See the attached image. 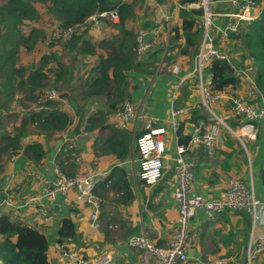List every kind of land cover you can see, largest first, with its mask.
<instances>
[{
	"label": "crops",
	"instance_id": "0c3cea01",
	"mask_svg": "<svg viewBox=\"0 0 264 264\" xmlns=\"http://www.w3.org/2000/svg\"><path fill=\"white\" fill-rule=\"evenodd\" d=\"M135 1V18L127 20L125 28L133 32L143 30L147 40L152 38V32H157V43L153 47L158 49L155 71L151 74L128 72L129 87L126 94L128 93V100L143 117H132L121 124L115 113L107 114L102 126L88 128L90 118L108 112L107 99L103 95L82 98L78 94L81 83L71 80L69 92L77 97L78 102L69 95L58 103L59 109L71 119L68 128L51 136L36 132L26 134L22 144H39L42 149L39 157L36 158L33 152L23 154L20 151L5 159V167L3 160L1 162L0 213H9L10 217L17 216L14 218L35 226L47 237L46 264H74L63 254V246L55 241L61 221L68 217L74 221L76 233L80 235L82 243L78 246L69 245L67 249L80 251L87 258L110 253L113 264H157L153 256L146 262L143 250L128 245V239L145 236L155 247L167 248L175 233L177 207L173 191L176 183L170 166L175 156V136L177 140L179 136L172 130L169 122L172 92H175L173 104L175 102L179 110L177 121L181 138L189 136L192 125L202 116L195 118L194 115L199 101L194 76L189 75L194 54L189 57L179 54V47L184 46L183 35L176 37L171 53L167 52V47L173 37L172 26L179 27L182 20L192 18L199 27L201 12L194 4L182 6L177 0ZM255 1L251 7L243 3L234 7L226 0H214V46L230 59L236 75L246 73L250 60L243 61L245 69L239 67L243 60L241 44L239 46L238 40L232 37L234 33L229 32L223 36L220 30L234 21L231 15L237 14L238 10L246 23L256 21L264 0ZM107 19L111 21L107 16L88 21L90 29L95 31L93 41L117 33L107 25ZM148 57L150 56L145 55L142 61H147ZM168 57H173V63H170L171 60L167 62ZM92 59L84 57V62L90 63L94 61ZM173 65L179 67L177 74L171 72ZM87 69L89 68H85ZM80 73H84V70ZM180 79L182 81L178 83ZM247 85V80L242 76L231 90L236 96L246 97ZM261 95L257 91L247 101L259 106ZM226 109V103L217 104L216 110L219 113ZM154 120L156 124L168 129V146L163 177L157 184L148 186L137 178L134 140L143 132L145 124ZM255 126V136L243 139L247 151L230 135L212 156H208L200 147L192 149L185 156L186 162L194 164L189 184L191 194H199L205 199L219 198L230 178L235 177L247 183L251 174L255 195L264 203V184L260 174L264 166V120H257ZM237 132L242 133L239 130ZM70 148L76 152L67 155ZM121 148L125 149L126 157L122 161L116 156ZM57 172L67 177H100L95 189L100 198L97 230H93L89 223L91 207L77 203L75 191L57 194L54 198L45 197ZM8 197L11 199L10 204H1ZM250 229V216L241 210H224L212 218L204 210H196L190 220L192 243L187 251V260L181 264H211L222 258H228V264L233 260L237 264H244ZM253 264H264V253Z\"/></svg>",
	"mask_w": 264,
	"mask_h": 264
},
{
	"label": "trees",
	"instance_id": "16d2710c",
	"mask_svg": "<svg viewBox=\"0 0 264 264\" xmlns=\"http://www.w3.org/2000/svg\"><path fill=\"white\" fill-rule=\"evenodd\" d=\"M196 1L177 0L182 6ZM253 2L256 3L255 0ZM136 4L135 0H6L0 5V109L6 110L10 107L9 109L15 111L19 107V112H25V114L12 112L10 131H5V136L0 140V155L9 159L21 151L23 154L33 152L37 158L42 150L41 146L36 143L23 145L22 141L26 134L36 132L51 136L68 128L71 119L59 109L58 103L68 97L71 80L81 82L78 94L82 98L103 95L107 99L108 112L90 118L88 128L94 125L102 126L107 114L116 115L122 102L129 99L128 93L126 94L129 87L128 72L151 74L157 66L158 49L152 48L138 57L134 50L136 32L125 28L126 21L135 18ZM37 5L42 6L43 15L48 16L49 21H52V25L55 24L59 31L72 30L68 39L56 38L51 33L48 39L46 30L34 25L29 27L27 32L22 31L24 21L38 20L40 12L36 10ZM112 6H118L119 20L113 23L107 19V25L117 33L93 41V38L89 37L90 34L88 35L90 27L86 21L93 15L109 11ZM258 17L249 24L241 21L239 30L232 34V37L238 40L239 46L241 44L243 60L240 61L242 66H238L245 69L243 61L252 60L246 69L247 76L236 75L230 60L215 59L205 69L210 75L213 91L235 95L231 89L235 88L240 77L244 76L245 79L246 77L253 79L256 89L264 95V5ZM171 32L173 37L167 52L173 51L176 37L183 35L184 46L179 47V54L189 57L197 53L199 47L197 42L198 38L200 42L202 29L198 27L196 21L186 18L179 27L172 26ZM41 43L47 47L46 53H41L28 65L18 64L20 48L31 52ZM56 48L70 55L64 60L69 64L59 60L60 52H57ZM145 55L150 57L147 61H142ZM84 57L93 58L94 61L86 63ZM169 61L173 63V57H168L167 62ZM81 70H84V73H80ZM50 86L57 90V98L43 102L45 108L35 111L32 107L45 97ZM17 93H20L19 97H16ZM14 101L17 102L16 105H13ZM196 109L195 118L203 117V113ZM243 122L242 119L228 120L234 129H238ZM180 132L178 128L176 130V135L179 136L178 143H184L188 136L181 138ZM228 136L230 137V134L225 132V139ZM67 151V155L76 152L71 148ZM119 151L116 152L117 158L121 161L126 159L125 149L121 148ZM260 174L264 184V166ZM14 217L17 216L10 217L9 213H0V264H46L47 237L35 226ZM55 241L69 252L74 250L67 249V246H78L82 243L71 218H64L61 221ZM74 252L87 261L97 257L87 258L80 251Z\"/></svg>",
	"mask_w": 264,
	"mask_h": 264
},
{
	"label": "built area",
	"instance_id": "2783aa9c",
	"mask_svg": "<svg viewBox=\"0 0 264 264\" xmlns=\"http://www.w3.org/2000/svg\"><path fill=\"white\" fill-rule=\"evenodd\" d=\"M234 7L240 3L251 7L253 0H226ZM201 10L199 27L202 29L199 47L193 57L192 68L189 75L194 76L195 86L198 90L199 101L197 108L203 113V117L192 125L188 139L184 143H178L175 136L173 174L175 179V189L173 191L174 200L177 207V226L171 242L167 248H158L152 245L145 236L131 237L127 244L143 250V258L147 262L148 258L155 257L157 264H181L187 260V251L191 246L192 237L190 235V220L196 210L202 209L208 217L212 218L215 214L224 209H235L244 211L250 216L251 229L246 244V254L244 264H253L254 260L264 253V203L255 195L252 175H249L248 182L238 178H230L227 181L225 191L219 198L205 199L199 194L189 192V184L192 179V168L194 164L188 163L185 156L192 149L200 147L208 156H212L216 149L222 146L225 141V132L235 137L247 151L244 138H253L257 132L255 122L264 120V95L260 97V105L254 106L247 101L257 93L253 79H247V96L225 94L212 90L210 75L205 72L206 67L215 59H225L229 61L222 52L214 46V0H197L193 3ZM109 17L114 23L118 22V6H112L107 12L93 15L87 21H96L97 17ZM234 19L220 30L223 36L227 33H235L239 30L240 22L243 21V14L231 15ZM72 33L71 29L55 31L53 36L68 39ZM153 36L147 40L144 31L136 32V46L134 48L138 57L149 52L157 43V32H152ZM252 63V60H250ZM179 67L173 65L171 72L177 74ZM246 74V73H245ZM247 76V74H246ZM182 79L179 80V83ZM259 92V91H258ZM175 92L171 94L170 103V124L172 130L176 132L178 128L177 115L179 110L174 107L173 98ZM57 98V91L52 88L46 91L44 98L40 99L33 107L35 111L45 108L43 102ZM226 103L227 109L219 113L216 108L219 103ZM121 124H125L129 118H142L143 115L133 106L129 100L121 104L120 110L116 113ZM242 119L244 121L238 129L232 128L228 120ZM242 129L241 134L237 131ZM168 129L163 125L156 124V121H148L143 132L138 134L134 140V147L137 154V178L148 186L157 184L164 174V158L168 146ZM100 177L98 175H82L67 177L57 172L52 185L47 188L45 197L54 198L57 194H65L70 190L75 191L77 203L84 204L90 208L88 219L93 230L99 228L98 208L100 198L95 193ZM11 199L6 198L1 204L9 205ZM74 264H113L110 253H102L99 256L87 261L79 257L76 252H63ZM228 258L218 259L211 264H228ZM231 264H237L234 260Z\"/></svg>",
	"mask_w": 264,
	"mask_h": 264
},
{
	"label": "rangeland",
	"instance_id": "374dc122",
	"mask_svg": "<svg viewBox=\"0 0 264 264\" xmlns=\"http://www.w3.org/2000/svg\"><path fill=\"white\" fill-rule=\"evenodd\" d=\"M5 2H6V0H0V5L4 4ZM36 10L40 12V16H39L38 20H36L35 22L28 21V20L24 21V24L22 26V31L25 33V32L28 31L29 27L34 25L37 28L45 29L46 30V34L48 35V39H49L50 33L53 34L55 31H59V30L56 28L55 24L52 25V21H49V17L48 16L46 17L45 15H43L44 11H43L41 5H37ZM86 22H87V24H90V22H88V21H86ZM90 30H91L92 33L88 32V35L90 34L89 37H93V34H94L95 31L92 30V29H90ZM47 50H48L47 47L43 43L36 45L31 52H28V51L24 50L23 48H20L18 64L28 65L29 63L32 62V60L36 59L41 53H43V52L46 53ZM56 50H57V52H60L59 60L63 61L64 64H67L68 62L64 61V60H67V57H69L70 55H67L64 52H62V50L60 48H58V49L56 48ZM80 83L81 82H78V84H80ZM178 83H179V81H178ZM52 88H53V86H50V87L47 88V90H50ZM57 94H58V92H57ZM69 95L72 98V100H75V101L78 102L77 97L73 93H71V94L69 93L68 96ZM19 96H20V93H17L16 97H19ZM23 96H25V95H23ZM16 97H14L15 100H16ZM16 104H17V102L14 101L13 105H16ZM9 108H7L6 110L0 109V140L5 136V134H4L5 131L6 132L10 131V123L13 120L12 112L18 111V113H20V114H25L24 111L19 112V110H20L19 107H17L15 109V111H13L12 109H9ZM236 143L238 144V142H236ZM222 144H224V142ZM5 159H6V157H4V155H0V173H2V163H1L2 160H3V166L4 167L6 166V160ZM170 167L172 169V164H171ZM165 171L167 172V170H165Z\"/></svg>",
	"mask_w": 264,
	"mask_h": 264
},
{
	"label": "bare ground",
	"instance_id": "6f19581e",
	"mask_svg": "<svg viewBox=\"0 0 264 264\" xmlns=\"http://www.w3.org/2000/svg\"><path fill=\"white\" fill-rule=\"evenodd\" d=\"M239 132H242V129H239Z\"/></svg>",
	"mask_w": 264,
	"mask_h": 264
}]
</instances>
